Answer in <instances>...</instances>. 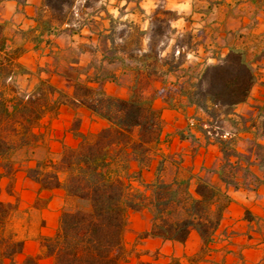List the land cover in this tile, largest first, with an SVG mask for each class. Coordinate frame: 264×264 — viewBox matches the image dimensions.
Masks as SVG:
<instances>
[{
	"label": "trees",
	"instance_id": "trees-1",
	"mask_svg": "<svg viewBox=\"0 0 264 264\" xmlns=\"http://www.w3.org/2000/svg\"><path fill=\"white\" fill-rule=\"evenodd\" d=\"M45 4L61 24L73 0H45ZM162 13L172 16L173 11L156 8L151 19L153 34H158L164 27L171 28ZM112 21L109 34L112 47L106 58L109 61L118 59L130 66L120 53L127 52L115 43L116 25L120 21ZM45 28L58 32L57 26L52 27L51 20L46 22ZM138 29V35L147 33V30ZM2 30L0 23V179L3 176L12 178L20 170L17 152H29L38 145L44 135L40 129L44 118L56 115L61 104L85 107L106 120L107 125L96 132H83L77 117L78 125L73 131L80 140L76 146L65 145L58 161L39 159L23 169L41 189L62 187L77 204L62 210L54 235L41 236L43 253L29 255L22 263L16 261V256L23 251L25 239L7 228L12 212L18 207L16 202L1 198L0 187V264H41L43 257L51 258L52 264H124L128 261L124 241L132 210H147L150 214V227L142 232L143 237L183 243L194 229L205 246L213 242L232 201L227 187L234 182L221 176L226 185L223 187L198 176L193 193L188 182H167L159 176L152 182L145 181L143 169L158 157L157 170L160 172L166 159L160 149L162 114L153 101L160 95L169 105L176 106L184 97L187 104H195L216 121L220 112L229 113L247 99L257 79L246 52L232 46L216 61L198 66L184 64L183 45L180 44L176 45L180 50L178 60L173 52L161 57L159 50L152 47L149 52L141 53V57L127 53L133 61L152 64L147 66L150 67L149 74L158 71L156 63L160 59L167 65L162 75L172 73L175 76L173 81L163 79L162 87L151 95L145 92L149 76L143 80L144 77L138 74L130 95L119 97L107 93L104 87L108 77L116 79L114 74L103 75L102 66H96V70L90 72L89 66L81 65L68 66L75 73L63 74L73 86L71 94L43 77L28 91L15 82L16 75L30 71L15 61L23 48L1 54L7 44L6 38L1 37ZM149 59L152 62H147ZM198 127L212 133L208 127L201 124ZM217 133L223 153L229 157L234 153L230 148L231 140L223 138L222 132ZM181 136L185 135L182 133ZM27 160L31 161L32 155L27 156ZM132 161L137 162V169H132ZM175 259L176 264H181L178 258ZM135 264L164 263L139 259Z\"/></svg>",
	"mask_w": 264,
	"mask_h": 264
},
{
	"label": "crops",
	"instance_id": "crops-1",
	"mask_svg": "<svg viewBox=\"0 0 264 264\" xmlns=\"http://www.w3.org/2000/svg\"><path fill=\"white\" fill-rule=\"evenodd\" d=\"M91 1L73 0L66 19L60 24L53 18V12L45 4V0H25L24 4L21 0H0V23L3 24L1 37L7 40L6 49L1 54L23 48L15 61L30 70L16 75L15 82L20 88L29 90L31 78H48L54 85L71 94L73 86L55 66H89L90 72L95 71L96 66H102L103 75L116 76V79L108 77L105 81L107 93L128 97L140 74L143 77L149 76L146 94H154L163 85L161 74L167 65L161 63L157 66H163L162 70L149 74L150 67L147 66L152 64L131 61L126 56L127 53L120 52L126 64L131 63V69L118 59L107 60L106 56L112 47L109 39L111 19L112 22L119 20L121 25L128 23L129 28L133 24L149 30L157 7L177 12L164 7L165 0ZM188 2L190 11L187 15L181 13L169 17V14L162 13L170 23L171 34L175 35L168 39L173 40L188 33L191 42L196 45L193 49L194 58L201 64L216 61L218 57L226 55L232 46L242 48L254 67L257 79L247 99L237 104L229 113L220 112L216 121L195 104H187L184 97L180 98L176 106L169 105L160 95L154 97L153 105L162 114L160 149L166 159L160 172L157 170L158 157L143 169L145 181L152 182L159 176L167 182H188V188L193 193L198 176L220 183L223 187L226 185L221 176L228 177L234 184L227 187L232 201L224 212L214 241L208 246L203 244L201 236L194 229L183 243L159 237L145 239L163 245H174L176 248L181 245L185 253L183 258H186L188 264H264V0ZM146 3L156 6L147 10L143 7ZM133 7L138 8L139 14L136 13L137 10L131 9ZM128 14L131 18L127 19ZM48 20H51L52 27H58V32L45 28ZM124 38L127 39L126 36ZM140 39L146 42L150 40L149 37ZM142 50L146 52L148 47L140 44L136 53L140 54ZM70 52L76 53L77 59H66ZM164 54L163 50L161 55ZM188 54L192 55L190 52ZM50 66L54 67L51 70L44 69ZM120 76L127 77L126 83L121 82ZM78 112H85L103 123V126L107 125L106 120L93 115L89 109L63 103L56 115L46 116V124L42 127L48 125L46 132L51 131L52 135L55 132L57 135L63 136L66 133L71 136L67 125ZM200 124L204 127L210 125L218 129L217 132L232 133L230 148L234 153L228 159L216 138L218 133H206L198 127ZM80 130L87 132L82 128ZM182 133L184 137L181 136ZM257 150H261L262 154L259 155ZM131 166L132 169H137V162L132 161ZM243 170L251 178L257 176L259 179L251 182ZM25 177L30 186L22 189L18 198L19 209L32 208L48 220L59 218L64 201L74 199L62 187L41 189L39 183L26 175ZM143 211L148 213L147 210ZM58 224L55 223L56 230ZM49 225L50 222L47 225L38 224L36 232H24V248L18 254L22 257L21 261L29 255L43 253L41 236L54 234V221L51 227ZM149 227L150 221L143 231ZM205 249L208 253L204 252ZM179 260L183 262L182 259Z\"/></svg>",
	"mask_w": 264,
	"mask_h": 264
},
{
	"label": "rangeland",
	"instance_id": "rangeland-1",
	"mask_svg": "<svg viewBox=\"0 0 264 264\" xmlns=\"http://www.w3.org/2000/svg\"><path fill=\"white\" fill-rule=\"evenodd\" d=\"M95 2V0H92ZM91 1V2H92ZM96 3V2H95ZM133 11L137 10V14H139V10L136 7L131 8ZM127 12V11H126ZM124 12V13H126ZM177 14L173 12L172 16L168 15L169 17L176 16ZM165 17V16H163ZM131 18V15L128 14L127 19ZM134 20V19H133ZM135 24V23H134ZM137 24V23H136ZM139 28V26H138ZM141 29V28H139ZM138 29V30H139ZM146 30V29H143ZM124 36L127 37L124 38ZM140 37H149L150 40L148 42L146 41H140ZM175 37V35H172L170 32L169 27H164V29L159 32L158 34H153V31H151V27L148 30L147 33L138 35L137 31V26L132 24V27L129 28V24L127 23L126 25H121L120 23H117L116 25V46L118 48H124V50L127 53H136L137 46L139 47L140 44L143 46H147L148 50L146 52H149L150 48L152 47L154 50H159L160 56L161 57H167L169 56L172 52L174 53L175 58L178 60L179 59V53H177V46L176 45H183V53L184 56L182 57L184 64L185 65H193V66H198L201 63L199 62L198 59L194 58V50L196 48V45L191 42V36L186 33L183 36L176 37L173 40H169L168 38ZM136 39V42H135ZM138 43V44H137ZM190 47H189V44ZM118 50V49H117ZM165 51L164 55H161L162 51ZM144 51L142 50V53ZM192 53V55H189L188 53ZM141 57V53L138 55ZM66 59H77V54L74 52H70L68 55H66ZM133 61V60H131ZM130 62V61H129ZM147 62H152L150 61ZM159 63V64H158ZM157 65H160L162 61L159 59ZM131 64V63H130ZM54 66L50 67H44L45 70H51ZM130 69L132 66H128ZM56 70L62 74H65V72L74 74L75 71L72 69H69L68 66H55ZM158 70H162L163 66H156ZM36 70V69H35ZM39 72V71H37ZM40 73V72H39ZM163 79H167L169 81L175 80V76L172 74L168 75H162ZM121 77V76H120ZM122 81L126 83L127 77H121ZM147 77H144L143 80H146ZM38 79L37 77L31 78V88L28 90L30 91L33 86L32 84L37 83ZM79 118V127L84 129L87 132H96L98 131L101 127H103V123H101L99 120L94 119L93 117L89 116L85 112H78L76 115H73L72 118L69 120V123L67 126H69L68 130L70 131V135L72 136H67L65 133L63 136L60 134L57 135L55 132L52 135L51 131L46 132V127H42L44 124H46V117L43 120V124L41 125L44 130V135L41 141L38 143V145L35 148H32L33 150L30 152H25V151H18L16 154V160L21 164L20 165V170L16 172L14 177H9V176H3L0 179V187H1V198L5 201H11V202H16L17 207L19 206L18 203V198L22 192V189L28 188L30 186L29 181L25 177V173L23 169L26 167L28 164H35L36 160L39 159H53L54 161H58L61 157L63 148L65 145H71V146H76L80 140L78 136L75 135V132L73 131V128L76 126L78 123L76 118ZM78 125V124H77ZM208 127L210 130H212V135H214L218 129L214 127H210V125H205ZM232 136V135H231ZM225 138V137H223ZM230 138V137H229ZM230 151V150H229ZM257 153L259 155L262 154L261 150H257ZM32 155V160L28 161L27 156ZM226 156V155H225ZM230 157V156H229ZM226 156V158H229ZM235 171H238L237 169ZM243 173L246 175V178L251 180V182L254 180V178L249 176L248 172L243 170ZM251 179H250V178ZM18 186V187H17ZM77 204L75 199H68L64 201V205L62 209L65 208H70L74 207ZM32 211V213H31ZM149 218V219H148ZM59 218L54 217V218H48L45 219L44 217H41L39 213L32 208H24V209H19L17 208L14 210L10 216V219L7 224V228L10 230H13L17 233L18 237L23 238L24 232H36L37 225H47V222H50V227L52 226L51 223L54 221V228L53 232L55 234V223L56 225L58 224ZM150 221V214L149 212L145 213L143 210L141 211H135L132 210L130 211L128 215V223H127V230L125 234V246L128 250V261L124 262V264H135L138 262L139 259H147V260H157L159 262H162L164 264H176V259H182L181 264H188L186 258H183L185 253L182 251V246L179 245V247H174L173 246H168V245H163L158 242H154L151 240H146L143 237L142 232L147 225V223ZM35 224V225H34ZM26 233V234H28ZM53 234V235H54ZM172 249V250H171ZM204 252L208 253V250L205 249ZM200 256V255H199ZM157 258V259H156ZM22 257L17 255L16 256V261L18 263H22L21 261ZM196 258H192V260H195ZM41 264H52V259L50 258H42ZM193 264V263H192Z\"/></svg>",
	"mask_w": 264,
	"mask_h": 264
},
{
	"label": "clouds",
	"instance_id": "clouds-1",
	"mask_svg": "<svg viewBox=\"0 0 264 264\" xmlns=\"http://www.w3.org/2000/svg\"><path fill=\"white\" fill-rule=\"evenodd\" d=\"M155 6L156 5L153 3H146L143 5V7L147 10H151ZM163 6L175 10L177 14L183 13L187 15L190 11V3L188 0H165Z\"/></svg>",
	"mask_w": 264,
	"mask_h": 264
},
{
	"label": "built area",
	"instance_id": "built-area-1",
	"mask_svg": "<svg viewBox=\"0 0 264 264\" xmlns=\"http://www.w3.org/2000/svg\"><path fill=\"white\" fill-rule=\"evenodd\" d=\"M176 51H177V53L180 52L179 49H177ZM231 135H232V133H231L230 131H224V132L221 134V136H222V137H225V138H229Z\"/></svg>",
	"mask_w": 264,
	"mask_h": 264
}]
</instances>
